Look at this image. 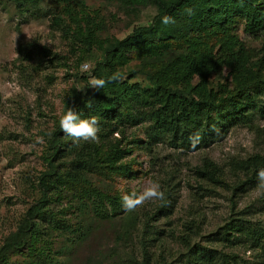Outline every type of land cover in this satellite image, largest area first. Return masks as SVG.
I'll return each instance as SVG.
<instances>
[{"label":"rangeland","instance_id":"obj_1","mask_svg":"<svg viewBox=\"0 0 264 264\" xmlns=\"http://www.w3.org/2000/svg\"><path fill=\"white\" fill-rule=\"evenodd\" d=\"M17 1L0 0V247L14 238L16 226L39 199L38 181L49 164L60 165V174L71 166L74 158L68 154L52 162L50 139L67 110L72 88L83 94L91 90V71L110 41L148 25L155 14L151 4L131 8L118 0H72L69 6L36 0L33 6L21 7ZM54 14L60 27L52 24ZM223 26L191 33L179 42L142 43L110 64L113 75L118 73L119 82L136 84L140 92L150 94L141 70H163L166 61L158 63V59L164 49L169 57L215 54L221 45L235 51L241 46L258 55L251 63L264 55V30L257 38L250 37L239 17L229 18ZM41 47L47 50L46 57L38 52ZM250 72L245 94L263 106L264 67L251 66ZM200 78L194 76L193 85ZM207 88L229 95L236 83L223 67L207 77ZM124 105L120 121L106 120L98 143L80 142L79 147L91 154L86 183L76 185L61 178L57 192L50 194L46 210L55 214L56 228L47 238L28 235L27 245L9 254L4 264H141L144 256L148 264H181L185 249L178 238L188 232L191 246L233 255L239 264H264V237L250 242L242 236L232 246L218 240L223 232L229 240L241 236L234 220L240 215L250 227L264 228V193L256 190L257 184H243L249 173L239 167L249 156L264 155V117L255 115L250 124H232L220 140L187 152L169 147L163 139L150 140L152 122L140 121L132 103ZM78 114L96 116L99 125L105 120L87 106ZM111 129L116 132L109 135ZM40 137L43 143L37 142ZM110 145L120 153L112 169L105 162ZM203 158L221 172L215 185L193 176V168ZM148 181L161 184L165 199L124 211L121 197L140 193ZM161 206L169 210L165 218L156 216ZM61 246L65 250L60 254Z\"/></svg>","mask_w":264,"mask_h":264},{"label":"trees","instance_id":"obj_2","mask_svg":"<svg viewBox=\"0 0 264 264\" xmlns=\"http://www.w3.org/2000/svg\"><path fill=\"white\" fill-rule=\"evenodd\" d=\"M118 1L126 3L131 8L151 4L155 8V14L148 25L134 27L121 39H112L104 49L103 59L96 63L91 74L95 78L106 81L113 76L111 63L148 41L179 42L188 38L191 33L212 27L224 28V22L234 17L244 20V32L252 38H257L258 34L264 30V0ZM53 2L55 5L69 6L73 1L54 0ZM17 3L19 7L30 4L33 6L36 0H19ZM188 9L192 10L191 15L188 14ZM165 15L173 17L176 23L162 24L161 20ZM52 24L61 26L55 14L52 16ZM85 39L89 40V35ZM38 52L43 57L48 55L44 47L38 48ZM166 52L164 49L158 59V63L162 60L166 61V67L163 70L154 72L141 70L146 80L145 90H148L150 94H146L145 91L140 92L136 84H127L126 81L119 82L118 79L115 82L106 83L105 87L100 90L87 89L84 94L72 88L66 103L67 108H73L78 114L84 106H87L92 112L102 114L105 120L100 123L99 128L104 131L105 124H108L106 120L120 121L122 105L132 103V112L140 121L152 122L149 132L150 140L163 139L169 147L187 152L206 148L214 139L220 140L232 124L240 122L250 124V119L255 115L264 117V105L255 104V101L245 94L251 66L264 67V55L251 63V60L258 55L252 54L251 51L250 53L241 46L234 51L228 45L218 47L215 54L205 52L193 55L188 53L166 57ZM24 58L29 57L24 55ZM223 67L230 70L236 83V89L229 95L226 91H213L207 88V77L211 74H219ZM200 75L202 79H198L193 85L194 76L198 78L201 77ZM140 101H143L145 105H140ZM124 106L130 107L129 104ZM115 132V129H111L108 134ZM193 133H199L201 136L195 148L191 147L188 139ZM50 149L52 162H58L65 158L66 154L72 155L74 159L70 162L71 166L60 174V165L49 164L50 168L47 173L41 175L38 181L40 197L27 209L24 218L16 226L14 238L9 239L0 247V264H4L9 254L20 251L27 245L28 235L34 239L47 238V233L56 228L55 224L58 225V221L55 219V214L48 212L46 206L50 194L56 193L57 187L63 183L61 178L64 182L76 185L86 183L87 170L92 164L90 150L85 149L84 146H73L71 138L66 137L59 126L51 136ZM107 152L105 162L112 169L113 160L120 153L114 145H110ZM239 167L249 173L248 179L243 184L255 185L257 184V171L264 168V155L249 156L239 163ZM192 173L196 180L215 185L218 183L221 172L214 162L203 158L200 164L193 168ZM77 204L78 208H85L84 203ZM156 213V216L165 218L169 210L161 206ZM234 220L237 233L241 236L229 240L226 238L228 233L223 232L218 239L220 242L232 246L234 241L240 242L242 236L248 237L250 242L264 237V228L250 227L248 221L241 219V215ZM191 234L188 232L178 238L185 249L181 264H239L233 255L217 253L205 246H191ZM64 248V246L60 247L62 249L60 254L65 250ZM141 264H148L145 256Z\"/></svg>","mask_w":264,"mask_h":264},{"label":"clouds","instance_id":"obj_3","mask_svg":"<svg viewBox=\"0 0 264 264\" xmlns=\"http://www.w3.org/2000/svg\"><path fill=\"white\" fill-rule=\"evenodd\" d=\"M188 14L191 15L192 10H187ZM161 23L164 25L175 24L176 21L173 17L165 15L163 16ZM120 79L119 74H114L108 81L100 78L93 77L89 81L90 88L100 90L103 89L106 83L115 82ZM99 121L96 116L82 118L81 115L73 108H67V110L59 117L60 130L65 134L66 137L71 138L72 145L79 147L80 142L98 143L100 131ZM119 136V133H116ZM189 143L192 148H195L200 140L201 136L199 133H193L189 136ZM38 143H43V138H38ZM258 192L264 193V168H261L256 173ZM165 199V192L162 190V186L159 182L148 181L143 191L140 193L132 192L125 194L121 197V207L126 212L135 211L138 207L143 206L146 202L151 201H163Z\"/></svg>","mask_w":264,"mask_h":264}]
</instances>
